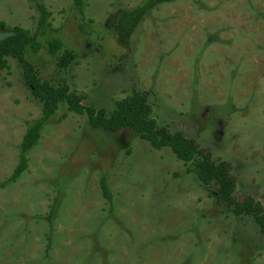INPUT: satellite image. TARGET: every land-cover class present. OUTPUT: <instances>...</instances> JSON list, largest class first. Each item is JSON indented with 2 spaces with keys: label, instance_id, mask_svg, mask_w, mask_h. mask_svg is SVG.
<instances>
[{
  "label": "rangeland",
  "instance_id": "obj_1",
  "mask_svg": "<svg viewBox=\"0 0 264 264\" xmlns=\"http://www.w3.org/2000/svg\"><path fill=\"white\" fill-rule=\"evenodd\" d=\"M144 1L85 0L81 15L72 0H0V34L34 33L43 3L55 32L27 53L40 79L108 113L149 92L160 126L231 164L235 196L264 206V0H176L120 46L117 15ZM54 37L77 55L68 69L47 50ZM42 115L10 58L0 77V264H264L258 226L219 206L169 148L154 149L130 127L93 128L66 105L42 128L27 170L2 186Z\"/></svg>",
  "mask_w": 264,
  "mask_h": 264
},
{
  "label": "trees",
  "instance_id": "obj_2",
  "mask_svg": "<svg viewBox=\"0 0 264 264\" xmlns=\"http://www.w3.org/2000/svg\"><path fill=\"white\" fill-rule=\"evenodd\" d=\"M72 1L75 8L83 15L85 0ZM174 1L176 0H146L136 8L121 11L113 26L118 44L130 48L133 35L147 15ZM35 8L39 17L34 33L16 28L11 32L13 36L0 41V77L4 71L10 69V58L15 59L20 65L24 84L31 96L41 104L43 112L42 117L28 128L20 147L19 164L13 175L2 186L16 182L27 170L29 163L27 155L37 146L42 128L61 105H66L70 112L87 117L89 125L93 128L115 134L130 127L136 136L148 142L154 149L169 148L177 159L188 167V172L194 173L205 186L209 187V195L219 206L237 218H249L264 235V206L252 196H245L242 199L235 196L237 184L232 175L231 164L226 161H214L208 150L197 141L189 139L183 132H172L169 128L160 126L153 118L149 92L134 91L125 99L117 101L114 110L108 113L105 109H97L94 105H83L84 97L77 91H71L66 84L55 86L40 79L35 67L27 59V53L28 51L39 53L43 44L38 39L52 35L55 29L46 6L43 3H35ZM86 27L84 23L80 25L81 31L86 33ZM46 47L48 52L57 58L60 69H68L77 58L75 52L64 50V44L58 37L51 38ZM105 180V178L101 180V188L103 196L111 204L113 196ZM56 209L55 203L47 219L52 220Z\"/></svg>",
  "mask_w": 264,
  "mask_h": 264
},
{
  "label": "water",
  "instance_id": "obj_3",
  "mask_svg": "<svg viewBox=\"0 0 264 264\" xmlns=\"http://www.w3.org/2000/svg\"><path fill=\"white\" fill-rule=\"evenodd\" d=\"M11 36H13V33H1V34H0V41L4 40V39H6V38H9V37H11ZM80 94H81V93H80ZM81 95L84 96V94H81Z\"/></svg>",
  "mask_w": 264,
  "mask_h": 264
}]
</instances>
